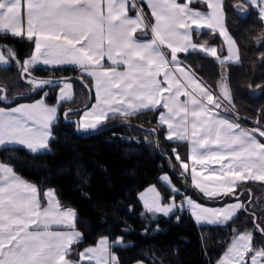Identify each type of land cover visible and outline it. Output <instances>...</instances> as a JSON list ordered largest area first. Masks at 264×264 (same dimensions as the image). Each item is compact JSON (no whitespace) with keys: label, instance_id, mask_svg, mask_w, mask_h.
I'll use <instances>...</instances> for the list:
<instances>
[{"label":"snow or ice","instance_id":"snow-or-ice-1","mask_svg":"<svg viewBox=\"0 0 264 264\" xmlns=\"http://www.w3.org/2000/svg\"><path fill=\"white\" fill-rule=\"evenodd\" d=\"M146 3L151 10L149 18L137 0L131 4L129 0H0V32L26 36L34 45L20 60L15 49L0 44V64L14 59L31 88L44 92L31 102L0 106V147L23 145L32 152L49 150L59 108L72 98L71 80L76 77H38L33 75V66L73 65L81 72L78 79L89 93L94 90L95 97L90 106L65 109L66 118L70 112L81 113L74 121L77 130H94L118 116L156 110L167 138L191 144V166L172 149L184 183L190 177L192 185L209 199L231 201L216 207L200 203L192 195L181 193L168 173H163L160 179L172 194L165 196L156 184L144 188L138 193L144 208L141 215L150 219L159 214L169 216L186 204L198 223L225 224L245 208L234 191L237 185L250 179L264 182V142L257 138V134L264 138V126L250 129L233 120L228 109H221L228 103L234 111L227 80L222 76L218 82L221 95L217 98V89L202 82L178 56L202 50L221 64L240 60L239 45L224 24L225 0H200L199 7L192 6L193 0ZM250 6L264 21V0H236L233 4L241 12ZM130 7L136 10L135 15L130 14ZM205 28L219 30L228 46L226 56L218 54L217 46L207 41L194 42L193 33ZM261 37L264 31L257 39ZM105 58L111 66L104 63ZM85 75L92 83L84 79ZM55 85H60L57 102L49 104L46 89ZM0 89L7 92L6 86ZM182 94L185 99H181ZM12 100L0 95V101ZM144 131L154 133L159 144V129ZM170 167L174 170L175 164ZM77 222V210L64 205L54 188L42 189L20 176L11 163L0 161V264H122L114 249L131 244L125 243L123 236L113 239L100 235L95 244L77 251L78 258H73L76 246L86 239ZM262 225L264 222L253 229H233L216 264H264ZM159 228L157 224L156 230ZM257 230L260 241L254 239Z\"/></svg>","mask_w":264,"mask_h":264},{"label":"trees","instance_id":"trees-1","mask_svg":"<svg viewBox=\"0 0 264 264\" xmlns=\"http://www.w3.org/2000/svg\"><path fill=\"white\" fill-rule=\"evenodd\" d=\"M235 2L225 0V12L228 29L240 47L239 63L221 65L213 57L196 51L181 53L180 56L204 82L217 89V96L220 93L218 82L222 77V67H226L227 82L233 94L232 105L235 114L239 113L235 118L249 128L262 127L264 56L261 54L264 53V37L257 38L264 31V22L252 7L247 14H241L233 7ZM192 6H201L200 0H193ZM144 11L146 18H149L150 13L145 5ZM194 39L197 42L215 43L220 53H225L218 32H194ZM0 44L13 47L20 60L29 55L34 47L32 41L25 37H14L2 32ZM33 74L51 78L76 77L72 79L75 96L63 102L59 108L60 116L53 125L54 137L50 141V151L34 153L19 146L3 147L0 149V160L11 163L18 174L42 189L55 188L62 203L77 210V227L86 239L76 246L72 256H76L77 251L87 245L95 244L100 235H109L113 239L123 236L125 243L131 242L128 247L114 249L120 254L122 264H133L137 260H145L146 264H161V261L164 264H216L234 234L233 229H252L264 222V210L259 209V201L264 200V182L259 181L240 184L237 194L241 195L245 208L224 225H197L185 210L152 222L143 219L141 213L144 208L138 198L140 191L150 184H156L165 196L172 194L160 180L163 173L171 176L182 189L181 193L192 195L205 204H222L229 198L209 199L197 189H192L190 177L187 184L184 183V179L178 175L182 170L181 165L176 161L172 149H177L181 158L188 160L189 145L166 138V129L161 128L157 121L158 111L118 116L94 131L78 133L72 120H77L81 113L70 112L66 118L65 109L90 106L95 99L94 90L89 93L78 79L81 75L79 68L39 67L33 69ZM84 79L92 83L87 75ZM256 85L261 87L256 88ZM0 86H6V95L13 99L17 93L22 94L15 102L0 101L2 107L32 101L44 95L39 89L29 95L32 88L22 78L15 61L11 65L0 66ZM59 86L46 89L48 103L57 102ZM223 109H226L225 105ZM108 126L112 127L97 131ZM144 129H159V144L156 142L157 136ZM170 164H175L174 170ZM245 196L248 198L245 199ZM180 198L178 195L177 200ZM249 204H254L256 208L252 209ZM176 216L180 219L177 220ZM157 224L159 230H156ZM146 228L147 232L144 231ZM254 239H262L258 230L255 231Z\"/></svg>","mask_w":264,"mask_h":264},{"label":"crops","instance_id":"crops-1","mask_svg":"<svg viewBox=\"0 0 264 264\" xmlns=\"http://www.w3.org/2000/svg\"><path fill=\"white\" fill-rule=\"evenodd\" d=\"M137 2H139L140 4H144L147 8H148V6H147V3H146V0H137ZM178 2H185V0H178ZM247 2V0H245V3ZM129 3L131 4V0H129ZM144 5H143V7H144ZM251 7V6H250ZM254 9V8H253ZM148 11H149V13H150V16H151V10L148 8ZM249 12V10L248 11H245V12H243V13H241V14H247ZM130 14L131 15H135V12H133L132 10H131V7H130ZM153 20H154V18H152ZM264 22V21H263ZM224 24H225V26L227 27V30L229 31V29H228V26H227V21H226V16H225V19H224ZM195 27V26H194ZM202 32L203 31H210V30H208V29H203V30H201ZM216 32H218L219 33V30H217ZM230 32V31H229ZM220 34V33H219ZM232 35V34H231ZM233 36V35H232ZM18 37H25L26 38V36H18ZM220 37H221V40L223 41V44H224V46H225V53L224 54H221L220 53V51H219V46L217 45V44H215V43H210V42H207L208 44H210V45H216L217 46V51H218V54H220V55H224V56H226L227 54H228V52H227V43H226V41H225V39H224V37L220 34ZM193 39H194V33H193ZM194 42H196V43H200V42H204V41H199V42H197V41H195V39H194ZM237 42V41H236ZM238 44V43H237ZM11 47V46H10ZM13 48V47H12ZM14 49V48H13ZM239 50H240V47H239ZM192 51H196V52H200V53H202V54H204L203 52H202V50H190L189 52H192ZM180 54L181 53H178V56L181 58V56H180ZM204 55H206V56H211L210 54H204ZM28 56V55H27ZM212 57V56H211ZM240 57H241V52H240ZM215 60H217L215 57H213ZM240 60H241V58H240ZM240 60L239 61H225L223 64H221L220 63V61H218L221 65H224V64H228V63H232V64H237V63H239L240 62ZM13 61H15L14 59L13 60H10V63L8 64V65H11L12 63H13ZM104 63L107 65V66H111V62L110 61H108L107 60V58H105V60H104ZM8 65H6V66H8ZM0 66H2V65H0ZM186 66H189V65H187L186 64ZM39 67H43V68H58V67H75V66H73V65H68V64H65V65H55V66H52V65H45V64H43V63H38L37 65H35V66H33V69H36V68H39ZM78 68V67H77ZM190 70L191 71H193V69H191V67H190ZM222 76L224 77V78H226V80L228 79V70H227V68L226 67H222ZM198 76V75H197ZM199 77V76H198ZM202 82H204L203 80H202ZM72 83V82H71ZM73 84V83H72ZM60 87V86H59ZM72 93H73V96H72V98H74V96H75V91H74V84H73V88H72ZM214 95H216L215 94V92H214ZM217 96V95H216ZM71 98V99H72ZM217 98H218V96H217ZM39 99V98H38ZM71 99H68V100H66V101H69V100H71ZM181 99H185V96L182 94L181 95ZM33 101V100H32ZM66 101H64V102H66ZM25 102H31V101H25ZM25 102H20V103H25ZM46 102H47V100H46ZM95 102V99H94V101H93V103ZM20 103H17V104H20ZM48 103V102H47ZM63 103V102H62ZM50 104V103H49ZM223 105L224 104H222L221 105V109H223ZM15 105H13V106H3V107H14ZM221 109H218V111H220ZM161 110H163V109H161ZM59 116H60V112L58 113V118H57V120H56V122L58 121V119H59ZM158 118H159V115H158V117H157V121H158ZM234 120V119H233ZM236 121V120H235ZM55 122V123H56ZM236 122H238V121H236ZM54 123V124H55ZM239 123V122H238ZM239 124H241L243 127H246V128H249V127H247V126H245V125H243L242 123H239ZM99 128V127H98ZM98 128H96V129H98ZM255 128H257V127H254V128H250V129H255ZM96 129H94V130H96ZM94 130H87V131H85V130H81V132H83V133H87V132H91V131H94ZM167 138V137H166ZM257 138L258 139H261V142H264V138H261L260 136H259V134H257ZM52 139V138H51ZM51 139H50V141H51ZM168 140H170L169 138H167ZM171 141H176V140H171ZM182 142H187L188 143V145H189V154H190V148H191V144L188 142V141H182ZM19 147H23V148H25V149H27L25 146H23V145H18ZM1 148H3V147H0V149ZM28 150V149H27ZM51 150V146H50V143H49V150H47V151H50ZM29 151V150H28ZM30 152H32V151H30ZM42 152H46V151H42ZM34 153H37V152H34ZM1 161V160H0ZM188 161V163H189V166H191V160L190 159H188L187 160ZM212 167H218L217 165H212ZM189 170H190V167H189ZM20 175V174H19ZM169 175V174H168ZM205 175H207V169H205ZM21 176V175H20ZM162 176V175H161ZM160 176V177H161ZM169 177L171 178V176L169 175ZM24 178V177H23ZM25 179V178H24ZM27 180V179H26ZM161 180V179H160ZM171 180H172V182L173 183H175L174 181H173V179L171 178ZM162 181V180H161ZM190 181H191V179H190ZM248 181H254V180H248ZM31 182V181H30ZM243 182H246V181H242V182H240L238 185H237V187H236V189H234V191H236L237 192V190H238V187L240 186V184L241 183H243ZM259 182H262V181H259ZM33 183V182H32ZM162 183H163V181H162ZM164 184V183H163ZM176 184V183H175ZM177 185V184H176ZM191 187H192V189H197L194 185H192V183H191ZM53 188V187H52ZM158 188V187H157ZM55 189V188H54ZM170 189V188H169ZM181 189V188H180ZM198 191H200L199 189H197ZM181 192H182V189H181ZM201 192V191H200ZM57 193V192H56ZM58 194V193H57ZM59 196V195H58ZM235 198H233V200H234ZM61 200V199H60ZM197 200V199H196ZM167 202V201H166ZM198 202H200V203H203V202H201V201H199L198 200ZM228 202H231L230 200L229 201H227L226 203H228ZM241 202L242 203H244V201L241 199ZM142 203V202H141ZM203 204H205V203H203ZM223 204H225V203H222V204H217V205H210V204H207V205H209V206H212V207H216V206H223ZM187 211H188V213L191 215V217L193 218V220L195 221V223L197 224V225H212V224H207V223H198L197 221H196V219H195V217H194V215L192 214V212H191V210L190 209H187ZM240 211V210H239ZM239 211H238V213H239ZM144 212V211H143ZM178 211H176V212H174V214H176ZM238 213L236 214V215H238ZM174 214H172V215H169V216H165L164 214H159L155 219H150L147 215H141V217L143 218V219H146L147 221H149V222H152V221H155V220H157L158 218H160V217H162V216H164V217H171V216H173ZM228 223V222H227ZM226 224V223H225ZM216 225H224V224H216ZM73 258H78L77 257V255L76 256H73ZM133 264H135V263H133Z\"/></svg>","mask_w":264,"mask_h":264},{"label":"rangeland","instance_id":"rangeland-1","mask_svg":"<svg viewBox=\"0 0 264 264\" xmlns=\"http://www.w3.org/2000/svg\"><path fill=\"white\" fill-rule=\"evenodd\" d=\"M239 12H240V13H243V12H241V11H239ZM9 63H10V61H9ZM9 63H8V64H9ZM8 64H7V65H8ZM0 65H2V66H6V65H3V64H0ZM225 79H226V78H225ZM71 82L73 83L72 80H71ZM73 84H74V83H73ZM73 84H72V85H73ZM256 92H258V90H256ZM57 93H58V91H57ZM219 95H221V93H219ZM229 108H230V107H229ZM229 110H230V109H229ZM230 111H231V112H229V114L233 113L235 110L233 111V109H231ZM233 116L236 117L237 115H234V114H233ZM246 198H248V197L245 196V199H246ZM260 202H262V203H260ZM249 206L253 209L254 204H252V205L249 204ZM259 206H260V207H259ZM259 206H258V207H259L260 211H261V210H264V209H262V206H264V200L259 201ZM254 208H256V207H254ZM236 216H237V215H236ZM236 216H235V217H236ZM230 221H231V220H230ZM253 228H254V227H253ZM253 228H252V229H253Z\"/></svg>","mask_w":264,"mask_h":264},{"label":"water","instance_id":"water-1","mask_svg":"<svg viewBox=\"0 0 264 264\" xmlns=\"http://www.w3.org/2000/svg\"><path fill=\"white\" fill-rule=\"evenodd\" d=\"M34 75V74H33ZM67 78H71V77H67ZM36 90V89H35ZM34 89L32 90V92L30 93V94H32V93H34V91H35ZM0 92H2V94H6L5 92H3V90L2 89H0ZM29 94V95H30ZM17 98L18 97H15L11 102H15L16 100H17ZM3 102H5V101H3ZM65 117V116H64ZM76 119H73L72 121L74 122ZM112 126H108V127H105V128H102V129H100V130H97L98 132H101V131H104V130H108V129H110ZM77 132L78 133H81L80 132V130H77Z\"/></svg>","mask_w":264,"mask_h":264},{"label":"bare ground","instance_id":"bare-ground-1","mask_svg":"<svg viewBox=\"0 0 264 264\" xmlns=\"http://www.w3.org/2000/svg\"><path fill=\"white\" fill-rule=\"evenodd\" d=\"M16 97H18V98H19L20 96H16Z\"/></svg>","mask_w":264,"mask_h":264}]
</instances>
